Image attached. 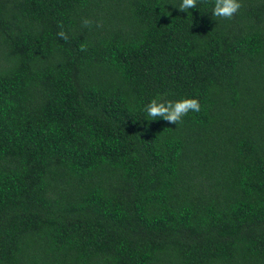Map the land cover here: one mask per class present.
Listing matches in <instances>:
<instances>
[{"label":"trees","instance_id":"1","mask_svg":"<svg viewBox=\"0 0 264 264\" xmlns=\"http://www.w3.org/2000/svg\"><path fill=\"white\" fill-rule=\"evenodd\" d=\"M181 2L0 0V264H264V0Z\"/></svg>","mask_w":264,"mask_h":264},{"label":"clouds","instance_id":"2","mask_svg":"<svg viewBox=\"0 0 264 264\" xmlns=\"http://www.w3.org/2000/svg\"><path fill=\"white\" fill-rule=\"evenodd\" d=\"M196 6L197 0H182L176 8L181 12H187L189 9L196 8ZM241 7L242 4L240 0H214L212 15L218 18L231 20ZM82 24L84 26H89L91 21L84 19ZM57 36L65 41L68 39L64 31H59ZM84 50L86 49L82 46L81 51ZM144 111L149 117V120L162 118L168 123L176 125L181 122L182 118L189 112H199L200 104L195 98H183L177 101L153 99L145 105Z\"/></svg>","mask_w":264,"mask_h":264}]
</instances>
